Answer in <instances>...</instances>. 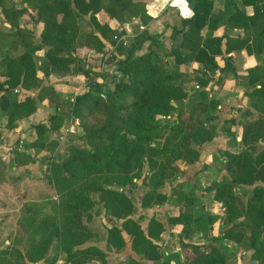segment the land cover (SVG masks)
Here are the masks:
<instances>
[{"label": "trees", "instance_id": "16d2710c", "mask_svg": "<svg viewBox=\"0 0 264 264\" xmlns=\"http://www.w3.org/2000/svg\"><path fill=\"white\" fill-rule=\"evenodd\" d=\"M190 1L194 14L190 18L180 19L179 27H172L171 41L166 51V55L171 59L166 61L159 56L158 48H151L153 45L159 48L164 46L157 35L140 30L137 32L138 37L125 45L119 39L122 32L108 24L107 19L114 18L122 22L139 12L142 21L147 22L149 17L144 15L141 6L132 0H21L23 5L20 7H16L10 0H0V13L9 24V29L0 28V75L5 76V80L0 81V112L7 117V127L13 128L18 118L35 111L39 100L47 99L56 110L49 116L48 128L44 123L33 125L34 132L39 135L38 137L35 134L33 140L38 143V148L45 146V139H42L41 135L46 130L50 133L56 127L59 128L67 111L81 127L83 137L89 145L71 147L63 162H53L50 166L49 179L56 192L60 191L59 182H62V185L63 182L72 181L78 173H81L80 176H100L117 172L123 175L122 182L136 178L132 173L140 171L143 160L148 157L146 155L161 152L150 142V131L156 129L153 128L157 124L156 120L161 118L175 116L172 137L182 135L184 145L190 153L185 159L187 164L198 160V148L214 136V131L207 125H212L215 121L219 101L210 98L207 92L202 90L192 94V100L195 95L200 97H195L189 116L180 123V112L175 109L174 103L187 97L184 88L187 74L180 72L178 66L189 60L202 64L195 79L204 87L208 85L210 75L215 70L221 73L233 72L229 53L241 51L243 48L248 52L251 50L249 36L239 32L234 34L232 30L249 29L264 17V0H241L244 5L253 6L251 15L239 5L238 0H228V13L215 11L213 0ZM33 14L34 19L42 22L40 44L37 45L28 42L24 35L26 31L19 24L24 15L30 18ZM220 27L222 33L217 34L216 31ZM203 29H207L205 35L202 34ZM261 40L260 33L254 39L256 48ZM146 41L150 45L148 51L135 54ZM106 43L113 46L112 51H116L118 55L115 56L116 71L120 75L118 81L109 87L105 86V82L96 81L94 76L98 62L103 59L101 51ZM16 48L18 51L15 52ZM78 48H91V53L80 57L76 53ZM38 50H44L43 63L40 65L34 58ZM255 52L258 53L259 50ZM217 56L223 59L222 66L217 63ZM168 66L172 70H168ZM39 72L45 77L51 74H81L87 78L88 90L76 94L72 101L64 104L60 102L50 84L41 86L36 94L21 92L17 88L19 86L24 90H35ZM259 79L260 76L254 68L248 69L247 84L251 87L248 94L255 97L256 107L264 112V83ZM100 92H104L107 98L100 97ZM67 105H70L68 110ZM227 122L229 123V120ZM230 122L233 120L230 119ZM222 129L223 132L232 134L229 126ZM140 131H144V139L133 138ZM263 138V116L242 122L241 149L237 152L227 149L224 152V169L227 175L207 188L214 191L213 199L221 202L226 212L227 224L219 238L242 243L249 226L257 233L263 232L264 186H254L252 195L247 200L244 215L248 217L250 224H244L236 216L239 210L234 193L236 185H253L257 182L264 184V149L258 151L256 146ZM28 159L32 158L25 161H29ZM100 195L98 201L104 203L111 215L124 219L123 227L133 236L136 250L144 259L151 261V264H172L171 257L162 253L160 246L155 242L158 240V227L161 226L159 220L154 219L144 234L139 225L127 216L130 202L122 193L102 188ZM144 197L147 198L142 204L144 207L160 205L167 200V194L159 189L148 192ZM87 201L84 209L89 216V210L95 205V201L92 195ZM64 206H72L69 220L73 227H65L61 232V249L67 253L63 264H72L71 261L74 262L79 254L87 256L88 252L105 258V251L90 242L95 234L81 222L80 216H76L78 210L74 207L75 204L69 202V205ZM174 217L181 224L187 221L186 216L182 214ZM203 218L207 223L211 222L209 214ZM80 230L84 231L86 239H81L84 233ZM216 237L213 236V239ZM83 243L86 246H81ZM250 244L256 247L254 235ZM123 246L121 229L115 225L109 227L106 248L120 250ZM138 246L142 248L138 250ZM191 248L188 264L226 262V255L215 244L210 245L208 251H202L199 244H192ZM28 260L36 261L37 258L29 256ZM126 264L145 263L131 258Z\"/></svg>", "mask_w": 264, "mask_h": 264}, {"label": "rangeland", "instance_id": "374dc122", "mask_svg": "<svg viewBox=\"0 0 264 264\" xmlns=\"http://www.w3.org/2000/svg\"><path fill=\"white\" fill-rule=\"evenodd\" d=\"M15 4L19 7L23 5L22 2L19 3V1ZM223 10L228 13L230 12V7L225 3L223 5ZM34 16L35 15L33 14L32 17L29 18L28 15H24L20 19L19 24L22 25L23 30L26 31L24 35H26L28 42L37 45L40 44L39 36L42 29V22L34 19ZM177 20L178 17L175 13L173 15L170 14V18L166 19L164 24L166 25L167 23V25L171 26L174 23L177 24ZM81 25H83V21H81ZM0 28L9 29V25L1 17ZM170 28L171 27L167 26L161 33H154L158 36V40L162 45H167L168 41H171V39H169ZM117 30L122 32L119 39L122 40L125 45L130 44V42L138 37L137 32L139 29L137 27H132V31H130L131 33L129 35H127V32L122 29L117 28ZM145 44L146 42L135 54L146 52ZM154 47L159 49L162 60H169L168 55H165L166 59L163 56V48H159V46ZM108 48H111V50L114 49L113 46L106 43L101 53L103 54L105 65H109L107 67L111 69L112 72L110 74V72L107 71V74H104V76L100 74L98 75V78L105 81L106 87H109V84L118 81L120 78V75H114L116 74L114 71H116L117 64L115 58L116 54L113 52L116 53V51H107ZM16 51H18V48L15 49V52ZM43 51L44 50H38L34 55L35 61L39 65L43 63ZM76 53L78 56L84 57L91 53V48H78ZM186 69L187 73L180 71L187 74L184 83L185 87L189 92L200 90L198 89L199 86L196 88L198 81L195 79V75L200 70L197 71L193 69L192 65L186 66ZM168 70H172V68L168 66ZM51 75L55 77L58 74ZM94 76L97 77V74ZM0 77L2 78V81L5 80V76L0 75ZM242 78L243 76L240 79L237 78L238 83L236 84L240 85V87H244V81H242ZM49 79V76L45 77L39 72L37 88L35 90H24L19 86L17 88L21 92L36 94L38 89ZM214 81V83H210V86L221 85L224 78H216ZM201 87L202 86H200V88ZM212 87L210 89L213 90ZM227 89L226 86L224 91ZM194 93L191 94L194 95ZM100 94H103V96ZM73 95L74 93H70L66 100H69ZM99 96L104 99L107 98L104 92H100ZM198 96L195 95L193 100L187 96L174 103L176 106L175 109L180 112V123L181 121L184 122L187 116H189L192 109V103L194 102L195 97L197 98ZM69 107L70 105H67L66 109ZM216 110H220V108L217 107ZM229 110L230 109L227 105L221 107V111ZM208 114L209 113H207V115ZM207 115L205 116L207 117ZM2 117L3 113L0 112V125ZM174 117L175 116L156 120L157 124L153 127L156 129L150 131V142H152L155 149H159L161 152L146 155L148 157H145L143 160L140 171H134L132 173V176L135 175L136 178L127 182H122L124 180L123 175L117 172L104 173L100 176H88L83 174L80 176L81 173H78L72 181L63 182L62 185H60L62 182H59L60 186L58 185V187H60V191L56 192L55 186L52 185L49 179L50 166L53 162H58L57 164L63 162L64 157L70 153L71 147L89 146L88 142L83 137L81 127L73 120L70 113L67 111L62 120L65 123V126L68 127L67 131L65 129L60 132L57 131L61 128L60 125L59 128L56 127L54 130L56 134L55 137H52L53 135H51L48 130L41 135V138L45 139L44 144L50 152V157L49 155L43 154L38 156V159L41 158L44 161L40 162L38 173L40 171L45 174V177H47L45 181H42L41 184L36 187L37 189L42 190L41 193L36 195L38 196V199H43V202H40L41 205L35 202H31L32 204L28 203V205L24 202V204L21 205V200L19 202V199L22 198V195H19L17 199L13 198L15 194V186H4L3 184V187H6L8 194L11 196H2V184L0 182V197H5L2 204L6 207L19 206L20 209H23L19 212H13L10 218L7 217L8 223H6V225H8L4 226V228L0 227V264H28L27 261H29V256L37 258V261H40L41 264H63L64 256H66L67 253L61 249V232L64 231L65 227H73L71 220H69V212L72 206H64V204L69 205V202L75 204L74 207L78 210L76 216H80L81 222L95 234L92 236L90 242L98 247V243L102 244V247L105 245V248H102V250L105 251V258L99 257L96 253L88 252L87 256H85V254H79L74 262L71 261L72 264H126L131 258L138 259L145 264H151V261L144 259L140 255V252H137L135 247L136 242L134 241L133 236L123 227L124 219L111 215L110 210L105 208L104 203L98 201V198L101 196L100 192L102 188L116 190L129 200L130 208L127 216L132 218L139 225L144 234L147 233L148 226L154 219L161 222L160 228L158 227V240L155 242L160 246L162 253L168 254L171 257L172 264H188L192 244H199L202 251H208L210 245L215 244L226 255L225 264H264V229L262 233H257L249 226L244 234L242 243L219 238L222 230L227 224L226 212L222 203L213 199L214 191L207 189L215 182L223 179L224 176L219 174L224 168V152L229 147L236 146L235 135L233 137L232 135L227 136L226 141H214V145L210 147L206 146L202 150V161L204 165H201L202 168L198 171L199 174L198 172L194 175L184 174L187 166L190 165L185 161L187 156H190V153L188 147L184 145L182 135L175 138L172 137V127L175 125ZM70 120L73 122V125L76 123L77 127L75 129H69L71 126ZM223 121H213L212 125L208 124L207 126L214 131V135L217 133L220 134L219 132L221 131V128L229 125L227 122L228 120ZM45 124L48 128L50 125L49 118ZM36 135L39 137L38 134ZM60 136H62L63 139H61ZM145 136L144 131H140L136 133L133 138L142 140ZM33 140H25L24 146L33 149L37 152L36 154H40L38 143L36 141L33 142ZM9 141L15 142V138H10L8 142ZM256 146L258 151L264 149V145L261 141ZM201 148H203V145ZM51 158H53V160ZM257 184L264 186V184L257 182L253 185H236L234 187V193L236 194L235 203L239 210L236 216L244 224H250V221L248 217L244 215V212L246 210L247 200L252 195V190ZM28 186H31V183L27 184V188ZM63 187H65V189H63ZM36 188H33L32 190L36 191ZM154 189H159L167 194L166 202L160 204L159 207L157 204L144 207L142 204L147 199L144 195ZM17 194H19V192H17ZM22 194L24 195L25 192ZM53 194L54 199L45 200L46 198H50ZM29 195L34 196V198L36 197L35 193H31L30 191L28 192V196ZM69 195L71 197H69ZM91 195L95 201V205L90 208L89 216H87L84 206L88 204L87 200H89ZM38 205L45 209L44 215H38ZM172 206H174V208ZM100 211L104 214L101 217L98 216ZM25 214L31 216L27 218V224H30L33 229H28V231L23 227H20L21 223L23 226L26 225V222L24 223V220L21 219ZM177 214L186 216V223H179L176 220V217H174ZM206 214H209L211 218V222L209 223L203 218ZM94 216H96V218H94ZM33 218L34 220H32ZM36 220H39L40 226L42 224L45 229L41 227H39L38 230L34 229L35 225L33 221ZM114 225L121 229V235L124 239V246L120 250L106 248L108 229ZM30 231L31 235L29 233ZM80 231L84 233L83 230ZM21 234L24 235L23 237L28 234V241L24 243L21 242ZM64 235L66 234L64 233ZM253 235L256 247H252L250 244ZM207 236H210V238L208 239ZM213 236L217 237L213 239ZM86 237L87 236L84 233V237L81 236V239H86ZM50 245H53V251L51 252L52 255H48V248ZM81 246L86 245L83 243ZM137 248L140 250L142 247L138 246Z\"/></svg>", "mask_w": 264, "mask_h": 264}, {"label": "crops", "instance_id": "0c3cea01", "mask_svg": "<svg viewBox=\"0 0 264 264\" xmlns=\"http://www.w3.org/2000/svg\"><path fill=\"white\" fill-rule=\"evenodd\" d=\"M10 1H12L16 7H18V5H16L15 3H17V1H19V3L21 2V0H10ZM132 1L135 2L136 4H139L141 6V9H143L144 15H147L149 17L147 22L142 21L141 12L131 15L129 18L124 19V21L122 22H119L118 20L114 18L107 19L110 27L115 28V29L117 28L122 29L127 32V35L131 33L130 31H132V27H137L139 29L138 31L146 30L148 33L152 35H156L154 33H161L168 26V27H171L170 34H169V39H170V36L172 33V27L173 26L179 27L180 19H187V18H183L180 16L177 6H179L180 9H184L187 6L192 7V3L190 0H178L175 3H174V0H132ZM225 3L228 5V0H213L214 10L224 11L223 5ZM238 3L240 6L244 7L247 14L249 15L253 14L252 5H244V3L241 0H238ZM174 13L178 17L177 24L174 23L171 26H169L166 23L165 25L164 22L166 21V19H169L170 14L173 15ZM0 17L3 19V16L1 13H0ZM238 32L244 33L245 35L249 36L250 38L249 45H250L251 51L248 52L245 48H243L241 51L229 53V55L231 56L230 62L233 65V69H234L233 72L221 73L215 70L213 74L210 75V81L206 87L202 86L200 88L199 83L196 84L199 86L198 89L200 90H193L192 92H189V90H187V88L184 85L186 94L189 97H191L192 95L191 93L199 92L202 90V91L207 92L210 98H215L216 100H218L219 104L217 107L220 108V110H217L215 112V114L217 115L215 121L218 122L220 120L222 121L229 120L228 126H229L230 131L232 132V134H227L223 132L222 128H221V131L219 132L220 134H218L216 131L217 136L214 135L211 138V140L204 143L203 148L201 147H200L201 149L198 148V151H199L198 160L193 163H190V165H188L186 170L184 171V174L194 175L196 172L200 171V169L202 168L201 165H204L202 161L203 160L202 150L206 146L210 147L214 145L213 144L214 141H217V142L226 141L227 136L232 135L233 137L235 135L234 138L236 139V146L229 147L228 150L232 152L239 151L241 149L240 140H241L242 122L251 121L261 116L264 117V112L259 110L255 105V97L248 94V92L251 91V87L250 86L248 87V84H247L248 69L250 68H254L257 71V73L260 76L259 80L264 83V17L259 19V21L255 25L251 26L249 29L234 28L232 30V33L234 34ZM206 33H207V29H203L202 34L205 35ZM216 33L221 34L222 27H220L216 31ZM260 33L262 35V40L260 43H258V47L256 48V46L254 45V39ZM169 44H170V41H168L167 45L163 44L164 45L163 49L164 50L166 49L163 53L164 57L166 55L167 47L169 46ZM144 46L146 48V51H148V49L150 48L149 42L146 41V44ZM151 48L156 49L154 45ZM81 49H84V48H81ZM222 49H224V43L222 45ZM255 50H259V52L256 53ZM107 51H112V50L111 48L110 49L108 48ZM113 53L116 54V56L118 57L117 53L115 52ZM158 53H159V56L161 57V53L159 51ZM168 59L170 60L171 57H168ZM216 60L220 66L223 65V59L221 58V56H217ZM104 62L105 61L102 59L100 62H98V65L96 68L97 77L95 78H96V81L98 82H105L101 80L100 78H98L99 74L104 76V74L105 75L107 74V71H109L110 74L112 72V70L107 67L109 65H105ZM188 65H192L193 69L197 71L202 67V64H200L199 62L194 61V60H189L186 63L178 66L179 71H184L187 73L186 66ZM114 72L116 73L114 75H118L117 71H114ZM242 76H243L242 81H244V87L243 86L240 87V85L236 84L238 83L237 78L240 79ZM221 77L224 78V81L221 85L214 86L212 84L213 87L210 86L211 82L214 83L215 82L214 80L216 78L218 79ZM49 78L50 79L47 80L45 84L52 85L60 102L64 104L72 101L73 97L76 94H80L88 90L87 78L81 74H65V75H57L55 77H53L52 75H49ZM185 80H184V83H185ZM0 81H2L1 77H0ZM229 81L231 82V84ZM109 86H111V84H109ZM226 86L228 89L224 91L226 89ZM211 87L213 88V90L210 89ZM70 93H74V95L71 96L69 100H66V98L69 96ZM225 105L228 106V108L230 109L229 111H221V107H225ZM55 110H56V107H54L52 104H49L47 99L39 100L37 102V108L35 109V111L29 114L28 116L18 118L15 121L14 127L11 129L7 127L6 125L7 117L3 114V117L1 119V125H0V140H1L0 141V182L2 184L1 185L2 191L1 190L0 191L3 194L2 196H6V195L9 197L11 196L8 194L6 187H3V184H4V186L5 185L15 186V190H14L15 194L13 198L17 199L19 195H22V198L19 199V202L21 200V205L24 204V202L27 203V205L28 203H31V202H35L38 204H40V202H43V199H38V196H36L38 193H41L42 190L41 189L39 190L36 187L37 185L41 184L42 181H45L47 177H45V174L41 173L40 171L38 173L40 162H44L41 158L38 159V156L43 154V155H49L50 157V152L48 151V148L45 145L39 148L40 154H36L37 152H35L31 148L25 147L24 144H25V140L32 141L33 139H35V132H34L33 125L38 124V123H44V124L47 123V119L49 118L51 114L55 112ZM230 119L233 120V122H230ZM70 123H71V126L69 129H75L77 127L76 123H74L75 125H73V122L71 120H70ZM63 129H65L66 131L68 130V127L65 126L64 122H62L61 128L57 131L60 132ZM52 132H50L51 135H53L52 137H55L56 135L55 132L54 131ZM10 138L11 139L15 138V142H11V141L8 142ZM60 138L63 139L62 136H60ZM260 141L264 145V138L261 139ZM260 141H258L257 144ZM27 158H32V159H28L29 161H25L27 160ZM51 159L53 160V158ZM219 175L221 176L227 175L224 168L222 169ZM28 183H31V186H28L27 188ZM33 188H36L35 189L36 191L32 190ZM29 191L31 193H35L36 197L34 198V196H31V195L28 196ZM17 192H19V194H17ZM24 192L25 194L23 195L22 193ZM48 199L49 200L54 199V194L51 195L50 198H46L45 200H48ZM3 200H5V197H0V227L4 228V226L8 225V224L6 225V223H8L7 217L10 218L13 212H19L20 210H23V209L22 208L20 209L19 206L6 207L2 204ZM40 205H38V213H39L38 215H44L45 209L41 208ZM157 206L159 207L160 205H157ZM172 207L174 208V206ZM103 215L104 214L100 211V214L98 216L101 217ZM28 217H31V216L29 214H25L23 218L21 217V219L24 220V223L26 222L25 226H23L20 221L21 223L20 227H23L26 231H28V229L30 230L33 229L30 224H27ZM94 218H96V216H94ZM32 220H34V218ZM33 222L35 225L34 229L38 230L39 227L45 229L42 226V224L40 226L39 220H36ZM29 233L31 235V231ZM23 236L24 235L21 234L20 238H21V242L24 243L28 241L29 238L27 239L28 234L25 237ZM5 239H4V242H5ZM98 245L100 249L105 248V245L104 247H102L101 246L102 244L100 243H98ZM48 249H49L48 255H52L51 252L53 251L52 250L53 245H50ZM27 263L28 264H41L40 261H37V260L27 261Z\"/></svg>", "mask_w": 264, "mask_h": 264}, {"label": "built area", "instance_id": "2783aa9c", "mask_svg": "<svg viewBox=\"0 0 264 264\" xmlns=\"http://www.w3.org/2000/svg\"><path fill=\"white\" fill-rule=\"evenodd\" d=\"M177 7H178V12H179L180 16L183 18H190L194 14V10L190 6H187L184 9H180L179 6H177ZM196 88H198V85L196 86ZM14 91H16V89H14ZM100 95L103 96V94H100Z\"/></svg>", "mask_w": 264, "mask_h": 264}, {"label": "bare ground", "instance_id": "6f19581e", "mask_svg": "<svg viewBox=\"0 0 264 264\" xmlns=\"http://www.w3.org/2000/svg\"><path fill=\"white\" fill-rule=\"evenodd\" d=\"M176 1H178V0H174V3H175Z\"/></svg>", "mask_w": 264, "mask_h": 264}]
</instances>
